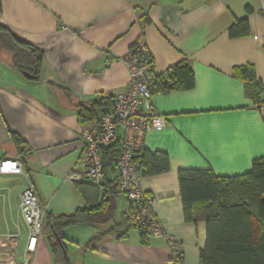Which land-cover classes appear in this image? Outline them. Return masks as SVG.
Wrapping results in <instances>:
<instances>
[{
	"label": "crops",
	"instance_id": "crops-1",
	"mask_svg": "<svg viewBox=\"0 0 264 264\" xmlns=\"http://www.w3.org/2000/svg\"><path fill=\"white\" fill-rule=\"evenodd\" d=\"M243 19L245 33L230 37L229 29ZM0 25L43 53L32 79L0 48V161L23 166L19 176L0 175V236L19 231L24 246L19 204L28 184L55 216L86 207L76 188L86 182L79 134H96L99 126L80 124L75 106L123 92L129 81L125 59L139 44L157 75L182 61L194 75L189 90L152 94L164 125L143 141L145 151L168 158L167 172L140 177L164 236L142 241L131 229L125 239L108 237L91 250L86 243L102 230L79 225L63 230L65 254L70 264H174L172 238L181 264H198L205 224L185 222L177 173L242 176L264 157V107L247 99L243 83L232 76L234 68L250 65L264 91V0H0ZM117 176L116 169L107 173ZM125 214L128 203L118 193L114 222ZM29 264H55L45 230Z\"/></svg>",
	"mask_w": 264,
	"mask_h": 264
},
{
	"label": "trees",
	"instance_id": "trees-1",
	"mask_svg": "<svg viewBox=\"0 0 264 264\" xmlns=\"http://www.w3.org/2000/svg\"><path fill=\"white\" fill-rule=\"evenodd\" d=\"M148 22V19H146ZM245 20H237L229 29L230 37L245 33L240 28ZM0 48L11 54L13 67L32 79H37L42 66L43 53L30 44L18 39L10 30L0 25ZM139 44L129 52L135 53ZM147 57L151 60L149 54ZM152 63V62H151ZM232 76L241 81L244 94L258 108L264 107V94L260 82L250 65L234 68ZM194 75L186 61L171 66L164 76L156 75L150 85L151 94L185 91L193 88ZM63 91L67 92L64 88ZM112 96L99 95L88 102L75 106L78 122L98 124L102 112L111 109ZM20 148L22 142L12 136ZM120 141L101 147L103 181L99 187L88 182L77 183L76 188L86 207L71 214L53 215L45 213L44 227L55 264H70L64 248L63 230L93 225L102 230L86 243V249H95L108 237L123 240L131 229L139 232L144 241L146 234L139 225L125 214L120 222H114L115 201L119 193L118 176L109 179L107 173L116 169L120 154ZM141 164V176H153L168 171L165 154L142 149L137 156ZM117 171V170H116ZM183 216L187 223L204 222L205 243L199 252L198 264H264V157L252 162L251 171L242 176L216 177L211 172L179 170L177 173ZM181 256H175L174 264H181Z\"/></svg>",
	"mask_w": 264,
	"mask_h": 264
},
{
	"label": "built area",
	"instance_id": "built-area-1",
	"mask_svg": "<svg viewBox=\"0 0 264 264\" xmlns=\"http://www.w3.org/2000/svg\"><path fill=\"white\" fill-rule=\"evenodd\" d=\"M129 81L125 90L112 97L111 109L99 116L96 134L82 130L79 139L83 145L84 180L96 187L103 181L101 147L120 141V154L116 162L119 193L129 206L133 223L147 236L163 237V231L150 212L153 199L140 187L141 164L137 159L143 149L145 135L161 131L164 120L156 115L150 92L156 77L146 49L139 45L137 52H129L126 59ZM23 173L20 161H0V175L19 176ZM46 208L40 202L34 187L28 184L20 195L19 215L26 226L24 246L19 245L20 232L0 236V264H29L37 243L43 235ZM175 256H181L179 243L167 238Z\"/></svg>",
	"mask_w": 264,
	"mask_h": 264
}]
</instances>
